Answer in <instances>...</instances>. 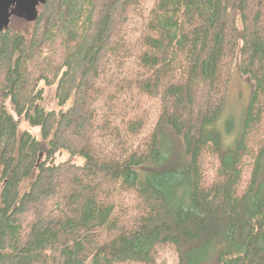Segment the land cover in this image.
<instances>
[{
	"label": "trees",
	"instance_id": "trees-1",
	"mask_svg": "<svg viewBox=\"0 0 264 264\" xmlns=\"http://www.w3.org/2000/svg\"><path fill=\"white\" fill-rule=\"evenodd\" d=\"M38 13L0 33V264H264V0ZM237 63L253 94L226 147Z\"/></svg>",
	"mask_w": 264,
	"mask_h": 264
},
{
	"label": "rangeland",
	"instance_id": "rangeland-1",
	"mask_svg": "<svg viewBox=\"0 0 264 264\" xmlns=\"http://www.w3.org/2000/svg\"><path fill=\"white\" fill-rule=\"evenodd\" d=\"M15 22V21H14ZM12 22V24L14 23ZM20 23H15L14 26H21ZM56 87L50 86L45 89L44 100L42 102L44 108L47 111H59L60 107L56 99ZM253 94V85L249 78L243 76L240 71L239 64L234 67L231 84L228 91L225 106L218 119L217 126L221 134L224 135V142L226 147L233 145L236 137H238L241 129V123L247 107L249 106L251 97ZM11 110V107L9 106ZM232 129V130H231ZM231 130L230 134H226ZM20 131H29L32 134L38 135L40 138L41 130L38 127H33L26 121H22L20 124ZM70 161L77 165H83L84 159L76 156L71 157L67 152H59L56 155V162ZM31 181H26L22 186V192H25L29 187ZM1 186V184H0Z\"/></svg>",
	"mask_w": 264,
	"mask_h": 264
},
{
	"label": "water",
	"instance_id": "water-1",
	"mask_svg": "<svg viewBox=\"0 0 264 264\" xmlns=\"http://www.w3.org/2000/svg\"><path fill=\"white\" fill-rule=\"evenodd\" d=\"M46 0H0V33L8 29L13 17L35 22L38 8Z\"/></svg>",
	"mask_w": 264,
	"mask_h": 264
}]
</instances>
